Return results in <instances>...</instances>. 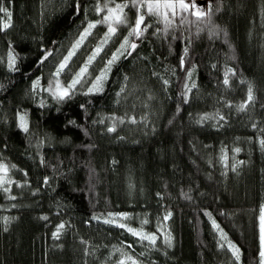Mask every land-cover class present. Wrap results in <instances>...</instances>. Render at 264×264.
<instances>
[{"label": "trees", "instance_id": "16d2710c", "mask_svg": "<svg viewBox=\"0 0 264 264\" xmlns=\"http://www.w3.org/2000/svg\"><path fill=\"white\" fill-rule=\"evenodd\" d=\"M207 2L210 17L197 21L192 9H177L167 33H157L163 22L146 16L150 27L132 38L137 47L127 48L131 55L120 56L101 90L89 93L128 35L127 26L118 27L81 83L59 100L50 81L68 85L107 32L97 24L54 75L88 23L103 18L97 0H0L11 13L10 26L0 30V162L10 177L0 187V264H119L128 257L259 264L264 0ZM125 12L134 23L136 9ZM5 22L0 13V27ZM249 85L255 98L241 111ZM128 228L155 234V244ZM229 243L240 250L239 262Z\"/></svg>", "mask_w": 264, "mask_h": 264}, {"label": "snow or ice", "instance_id": "6c2138e0", "mask_svg": "<svg viewBox=\"0 0 264 264\" xmlns=\"http://www.w3.org/2000/svg\"><path fill=\"white\" fill-rule=\"evenodd\" d=\"M128 7H133L136 9V19L134 23L130 22L127 16V13L125 12V9ZM190 8L195 9L194 12H192V15L196 17L197 21H203L206 18L211 16V5H209V8L207 11H205L203 8L197 7L195 0H127L126 3H116L115 0H105V2L101 5L100 0H97V7L96 12L98 15L103 14V18L101 20H98L96 22H89L87 27L84 29V31L80 34L79 39L75 41L72 48L69 50L68 55H66L63 60L60 62V64L57 67L56 73L54 75L59 76L61 72H63L68 67V62L71 60L72 56L75 55L76 50L81 46V44L84 42V40L91 34V30L97 26V24H105L107 25V32L105 33V37L101 42V45L98 46L93 53L87 58V61L84 66H82L79 70V72L76 73L72 81L67 85V87H61L60 84L57 82L56 84V91L53 92V96L59 100H63L66 97L70 95V90L75 88L77 84H80L83 77L88 71V65H90L93 60L96 58V56L100 53L102 50V47L109 42V40L117 34L118 27L120 26H127L129 31L128 35L124 37V40L120 44V48L117 49L116 53H113L111 59L108 60L107 65L104 70H102L101 75L96 77V80L92 83V86L88 89V92H97L101 90V82L103 79L106 78L107 71L110 70V66L117 61L120 56L122 55H131V52H125L127 48L135 49L137 47V44L135 43V39H141L144 35V32L147 30L150 25H147L145 23V17L146 16H155L158 18V22H163L164 28L163 29H157V33L163 31L165 33L168 32L170 28H174L176 26L175 24V17L179 14L177 12V9L180 10V12H188ZM79 10V6H78ZM218 10V9H217ZM0 13H5V15L8 18V22L3 23L2 27H0V30L6 29L10 26L11 21V13L8 12V10L2 6H0ZM106 13V14H104ZM186 18L181 19V23H184ZM215 34V33H214ZM185 54H187V48H185ZM50 53H45V58ZM16 63V57L9 54V68L14 69ZM184 64V57L181 58V65ZM232 70L228 69V71L225 72V78H224V84L227 86L229 84V73H231ZM189 77L191 76V72L188 73ZM39 81L33 82V88H35L38 85ZM167 83V81H165ZM192 87H195V84L192 85ZM186 91H191L190 88H188V85H185ZM123 91V89H121ZM117 95H120V93H117ZM254 94H253V88L251 85H249L248 93H247V99L239 105V110L243 111L245 110L246 106L254 100ZM185 102H187V96L185 95ZM207 116L201 117V120L207 119ZM220 119H224V117H220ZM120 122L123 123V119L120 118ZM132 123H135V119L133 118L131 120ZM19 127L22 128L24 131L28 130L27 123L24 119V117H20V124ZM115 124L112 127L108 128L109 132L115 131ZM261 145L264 146V140H261ZM236 152H239L240 149H235ZM0 172L4 173L5 175L8 172V168L0 164ZM48 182V178L45 177V183ZM5 183H10V181H6L4 176H0V186H3ZM4 191L7 192L8 189L4 188ZM12 199H15V197H11ZM121 217H127V214H119ZM210 215V214H209ZM171 216V213L169 212L165 217L164 220L169 219ZM12 218L10 217H4L3 220L5 223H8ZM44 219H47V217H44ZM94 219H98L97 217H94ZM105 223H114V219L105 220ZM143 223H147V221H143ZM121 228H124V224L118 225ZM213 227L217 230H219V226L213 221ZM64 228L63 224H60L57 226V231L53 233L54 238H58L61 229ZM127 231L132 233L134 236H139L142 240L149 241L150 244L154 245L156 242V236L155 234H145L142 231H137L133 228H128ZM221 231V237L224 239V234ZM166 243L171 246V237L170 235L165 238ZM259 240H260V252H259V264H264V205L261 206L260 216H259ZM229 248L232 251L233 258L236 262H239L240 260V250L235 247L234 245L229 243ZM131 261V264H136L135 260H132L131 257L127 258ZM119 264H125V260H121Z\"/></svg>", "mask_w": 264, "mask_h": 264}, {"label": "rangeland", "instance_id": "374dc122", "mask_svg": "<svg viewBox=\"0 0 264 264\" xmlns=\"http://www.w3.org/2000/svg\"><path fill=\"white\" fill-rule=\"evenodd\" d=\"M195 3L197 5V7H200V8H203L204 10H206L207 4H208L207 0H195ZM190 9H192L193 12L195 11V9H193V8H190ZM104 14H106V13H104ZM57 82L60 84V86L62 88L63 87H67V85H64L59 79H53L49 83V90L52 93L56 91V84H57ZM0 164H3V165H5L7 167V165L4 162H0ZM0 176H4V178H5L6 181H10V177H9L8 172H7L6 175L4 173L0 172ZM6 184L7 183H5L3 186H5ZM0 187H2V186H0ZM262 205H264V202L262 203ZM260 211H261V208H260ZM131 258H132V260H135L136 261V264H157L154 261H141V260H139V259H137L135 257H131ZM123 260H125V264H131V261L128 260L127 258H124Z\"/></svg>", "mask_w": 264, "mask_h": 264}]
</instances>
